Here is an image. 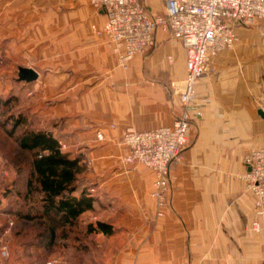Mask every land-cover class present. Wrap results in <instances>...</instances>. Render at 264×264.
<instances>
[{
	"label": "crops",
	"instance_id": "crops-1",
	"mask_svg": "<svg viewBox=\"0 0 264 264\" xmlns=\"http://www.w3.org/2000/svg\"><path fill=\"white\" fill-rule=\"evenodd\" d=\"M140 3L151 15L164 12L163 0ZM67 12L47 22L41 13L34 18L31 0H0V39L18 48L40 41V62H55L58 76L72 80L57 88L56 105L47 101L44 109L48 119H60L55 137L71 134L90 147L98 177L94 207L108 208L101 221L113 228L96 233L107 242L104 264H264V210L255 209L254 195L238 176L246 170L245 155L264 145L258 113L264 110V20L237 24L235 45L212 56L210 71L197 80L188 106L190 139L171 166L170 206L151 220L127 214L149 197L153 172L138 165L123 170L121 132L170 125L180 114L168 83L185 76V49L158 29L152 45L120 66L105 37L91 28L104 25L105 12ZM117 207L124 214L111 212Z\"/></svg>",
	"mask_w": 264,
	"mask_h": 264
},
{
	"label": "rangeland",
	"instance_id": "rangeland-1",
	"mask_svg": "<svg viewBox=\"0 0 264 264\" xmlns=\"http://www.w3.org/2000/svg\"><path fill=\"white\" fill-rule=\"evenodd\" d=\"M31 8L34 18L41 13L47 22L61 21L63 16H67V10H95L90 0H31ZM8 42L6 38L0 39V264H104L107 242L97 236L99 231H90L88 228L90 225L96 227L99 221L103 222L101 220L108 213V208L103 204L94 207L95 200H98V177L88 159L90 147L79 137L66 134V138L60 139L59 132L56 133L61 150L72 158L80 159L81 170L76 177L77 189L73 195L78 196L84 190L94 199L92 208L71 224H64L61 220L54 223L52 235V223L48 217H23L28 211L31 215L39 216L37 211L41 210L42 200L36 191L27 192L26 180L31 159L29 153L19 147L15 136L23 128L49 131L55 135L53 131L60 125V119H48L44 103L49 101V106H55L57 88L64 85L67 88L72 80L58 76L60 73L56 70L55 62H40L44 49L40 41H34L27 48L10 47ZM52 48L55 47H50V50ZM50 53L55 54V49ZM19 66L34 68L39 74L38 78L32 82L18 81ZM17 116H22L24 120L10 136L7 130L11 129ZM120 165L123 170L135 165L145 167L138 163L127 164L124 155ZM91 188L95 191L91 192ZM150 192L146 200L142 199L140 206H130L127 214H141L157 220L155 202ZM123 211L121 207L111 209L115 216L121 212L124 214ZM2 246L8 250V256L1 254Z\"/></svg>",
	"mask_w": 264,
	"mask_h": 264
},
{
	"label": "built area",
	"instance_id": "built-area-1",
	"mask_svg": "<svg viewBox=\"0 0 264 264\" xmlns=\"http://www.w3.org/2000/svg\"><path fill=\"white\" fill-rule=\"evenodd\" d=\"M164 12L151 15L140 0H90L95 9L105 12L104 25L93 31L105 37L107 46L120 65H126L154 43L156 30L167 32L182 44L186 52V73L169 86L182 105L180 114L170 125L137 131L126 127L121 143L126 148L124 161L141 164L153 172L151 197L155 215L161 217L170 205L171 166L178 161L190 139L191 117L188 106L196 97L197 80L210 71V58L224 49L232 48L238 40L235 27L255 20H264V0H163ZM111 127H114L111 124ZM103 140L101 130L95 131ZM64 148L65 145L62 144ZM245 171L239 174L246 188L254 195L258 212L264 210V145L243 158ZM91 192L95 189L91 188ZM259 230L258 221L251 224ZM1 254L9 252L2 246Z\"/></svg>",
	"mask_w": 264,
	"mask_h": 264
},
{
	"label": "trees",
	"instance_id": "trees-1",
	"mask_svg": "<svg viewBox=\"0 0 264 264\" xmlns=\"http://www.w3.org/2000/svg\"><path fill=\"white\" fill-rule=\"evenodd\" d=\"M6 101H4V104ZM11 119V118H9ZM22 116H17L12 122L11 129L7 130L13 136L16 128L23 122ZM19 147L29 153V173L26 180L28 193L36 191L41 195L42 205L39 216L28 212L23 217H48L51 220V232H54V223L62 221L64 224L73 223L79 215L93 206L94 199L84 190L78 196L73 195L77 189L76 177L80 172L78 157H70L63 152L60 142L49 131H32L23 128L15 136ZM90 231H99L109 234L112 228L104 222H97L96 227L89 226Z\"/></svg>",
	"mask_w": 264,
	"mask_h": 264
},
{
	"label": "water",
	"instance_id": "water-1",
	"mask_svg": "<svg viewBox=\"0 0 264 264\" xmlns=\"http://www.w3.org/2000/svg\"><path fill=\"white\" fill-rule=\"evenodd\" d=\"M38 72L31 67H18V81L32 82L38 78ZM261 116H264V110H258Z\"/></svg>",
	"mask_w": 264,
	"mask_h": 264
}]
</instances>
